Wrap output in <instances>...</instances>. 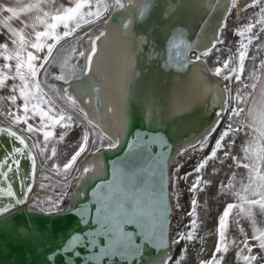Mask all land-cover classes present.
<instances>
[{
    "label": "snow or ice",
    "instance_id": "1",
    "mask_svg": "<svg viewBox=\"0 0 264 264\" xmlns=\"http://www.w3.org/2000/svg\"><path fill=\"white\" fill-rule=\"evenodd\" d=\"M131 0H67V4H58L57 0H27L21 3L16 0L15 6L11 3L0 4V13H5L0 18V28L6 30V35L0 40V90L7 89L11 93L7 97L13 109L7 113L11 117L12 127L0 128V134L6 135L12 143L10 152L0 158V200L7 199L8 203H0V215L7 214L14 207L25 203L24 199L17 196L14 190V183L18 182L22 191H31L24 184V177L21 176V158L27 156L31 163L32 174L35 173V157L26 142L27 137L42 136V141L36 140L32 148H38L39 154L44 156L47 146L54 136V129L59 126L67 130L73 128L74 116L67 110L71 109L78 117H83L87 124H81L82 136L79 149L71 158L63 164L65 174L69 170H75L78 158L88 150L91 142L95 152L101 151L104 141L108 142V148L114 149L119 146V141L110 135L100 131L98 125L88 119L87 112L80 107L78 97L85 93L83 77H87L91 72V65L97 53V42L106 34L99 32L95 38L89 37L91 41V51H80L77 59L86 58L83 67L77 65L69 66V58H65L60 66V74L55 75L56 81H62L66 87L62 90L56 89L53 84H48L47 80L52 76L49 72L51 64L56 62L53 50L66 38L73 37L78 30L84 26L95 27L106 22L113 10H123L125 4ZM153 5L141 0L139 7V18L144 20ZM245 8H256L257 12L248 23L237 30L241 38L238 45V68L230 65V60H225L222 67H216L214 75L225 81L242 83L241 75L244 72V62L247 49L253 40H258L261 33H264V0H252V4L245 5ZM12 21H18L19 27H14ZM128 24L123 25L125 29ZM62 29V31H61ZM255 29V31H254ZM90 30V29H89ZM87 31L84 36H87ZM2 35V33H0ZM77 39L82 37L77 36ZM245 40L247 42H245ZM218 43H223L218 40ZM216 44L212 45L215 48ZM172 55L169 60L175 61L177 68L187 67L190 62L187 60V53L191 51L190 44L173 42L170 46ZM212 49H208L196 55V61L202 57H208ZM75 54V48L72 49ZM44 53L43 55H41ZM51 59V64H50ZM219 59V58H217ZM264 69V61L259 65ZM253 79L256 78L255 71L251 73ZM73 80L81 81L73 84ZM248 85H244L247 88ZM47 89L56 92V96L50 95ZM255 91L257 84H251ZM75 93V94H74ZM253 93L241 95L237 90L233 99L236 107L231 109L229 120L225 129L220 132L219 138L207 157L194 169L199 174L206 167L208 162L217 157L218 151H224V159L231 156L237 168L247 171L246 181L241 179L237 186L236 173L229 178L227 184H221L218 191L223 195H230L234 202L227 203L222 214L218 217L217 235L218 240L215 250L206 260H199L198 264H223L225 254L229 252L231 246H236V264H259L264 261V227L258 226L257 216H264V86L260 88L259 98H253L251 106L245 110L240 107L246 104L248 97ZM20 104H17V101ZM58 101L60 103H58ZM227 107V101H225ZM151 118V113L146 114ZM222 112L217 113L218 123L213 126L212 132L219 127V118ZM233 118L236 119V126H233ZM32 121V122H30ZM244 132L248 137L240 148V155H231V149L236 145L235 138L225 143L230 135L235 137L240 132ZM66 132H61L59 139H65ZM211 135V133L209 134ZM207 139V138H206ZM41 143L43 146H41ZM205 141L200 142L203 149ZM18 145V146H17ZM153 146L166 147L164 137L153 135L141 138L137 134V139L128 145L129 153L126 159L113 165V179L104 184H97L93 191L95 204V216L91 217V209L87 206L76 214L83 224L93 223L94 230L73 234L63 245L62 252L66 254L80 256L79 248H88L90 255L86 264H136L144 254L146 246L151 247L156 252L166 250L170 247L164 225L167 223L165 213L168 212L167 203V176L164 173L161 160L162 154L154 155ZM52 155H56V148H52ZM47 157L45 162H47ZM139 161L148 163L147 175L144 168L139 167ZM247 161V162H244ZM57 171L59 166L53 165ZM92 167L85 166L83 174L92 172ZM178 171V169H177ZM192 173H186L184 178ZM202 180L198 175L193 182L190 191L195 193L197 186ZM205 184L209 182H203ZM44 185H41L43 188ZM51 207H40L41 213H59L60 201H53L49 198ZM190 216H195L197 200L193 196L191 200ZM240 217L250 223V234L246 233L243 227L238 231L243 236L239 242L232 238H227L229 217ZM71 211V209H69ZM234 217V219H235ZM197 221L193 219L189 227L193 231L186 234H178L175 243L180 240H192ZM131 226L134 230H128ZM30 230L23 229V235H29ZM183 251V249H182ZM71 258V257H70ZM160 264H182V261L172 257L160 261Z\"/></svg>",
    "mask_w": 264,
    "mask_h": 264
},
{
    "label": "bare ground",
    "instance_id": "2",
    "mask_svg": "<svg viewBox=\"0 0 264 264\" xmlns=\"http://www.w3.org/2000/svg\"><path fill=\"white\" fill-rule=\"evenodd\" d=\"M144 2L153 5L144 20L138 15L141 0H131V3L126 2L123 10H113L106 22L78 30L82 39L77 40V57L80 51H91L89 37L95 38L100 31L106 33L97 42L91 72L82 78L85 93L78 97V103L87 112L88 119L97 124L100 131L118 140L119 146L109 149L106 142L99 152H95L93 147L87 160L81 162L77 175L72 177L67 207L59 210L58 214H47L41 213L39 208H47L53 194L51 189L41 188V173L53 172L52 151L47 146V152L42 157L39 149L32 148L33 141L26 137L37 157L36 183L25 205L0 218V264H86L91 254L88 248H79L80 256L77 257L63 253L62 247L73 234L95 229L93 223H81L76 213L87 206L94 218L93 191L96 185L113 179V165L126 159L128 145L137 139V134L141 138L158 134L166 141L165 148L153 146L152 153L162 154L161 164L168 178L169 209L165 213L167 223L164 227L170 247L156 252L146 246L136 264H160V261L173 256L175 248L174 242L170 241L169 226L173 211L169 194L171 166L179 153L193 147L201 148L200 142L206 139L218 122L217 113L222 109L225 114V101L228 100L226 84L229 95H235L237 90L241 95L246 94L243 83L225 81L214 75L213 67L206 60L196 61L193 54L213 49L212 45H217L218 40H229L224 22H230L232 12L242 15L255 8H245V5L252 4V0ZM129 21L131 23L125 29L123 25ZM86 31L88 34L84 36ZM177 34L186 36L193 43L188 58L194 63L183 71L175 70L167 63L169 47ZM79 59L83 67L86 58ZM80 82L73 80L72 83ZM64 87L66 85L62 83L59 89ZM46 91L56 96L55 91L47 88ZM67 111L78 117L71 109ZM149 112L150 119L146 115ZM0 125L12 127L1 110ZM40 138L42 141V136ZM47 156L48 161L45 162ZM85 166L92 167L93 171L83 174ZM138 166L144 168L148 176L151 175L146 164L139 161ZM51 176L54 177L53 174ZM236 220L239 227L249 234L250 228L240 217H235L233 228L238 231ZM24 228L30 230L29 235H23ZM128 230L134 229L129 226ZM230 250L234 254L238 248L231 246ZM105 264L108 262L105 261ZM229 264L233 263L230 261ZM259 264H264V261Z\"/></svg>",
    "mask_w": 264,
    "mask_h": 264
},
{
    "label": "rangeland",
    "instance_id": "3",
    "mask_svg": "<svg viewBox=\"0 0 264 264\" xmlns=\"http://www.w3.org/2000/svg\"><path fill=\"white\" fill-rule=\"evenodd\" d=\"M256 12V8L251 12L242 15H236L235 12H232L230 14V22L227 23V20H225L224 22V28L229 33V40H222L223 43H218L216 47L212 49L209 56L202 57L201 60H206V62L209 63L214 70L216 67H222L223 62L225 60H230V65L232 67L238 68V45L240 43L241 38L239 37L237 30L240 29L244 24L248 23ZM77 40L78 39L75 38L70 42L62 44L54 55L56 57V62L54 64H51L50 59L51 66H46L48 67L49 72L52 74V76L47 80V83L55 85L56 89H59L60 85L63 82L56 81L54 77L55 75L60 74V66L61 64H63L65 58H69V66L75 64L78 68L82 67L81 60L76 58V52L75 54H73L72 52L73 48L76 49ZM245 42L247 41L245 40ZM193 55L196 58L197 53H194ZM263 58L264 33H261L259 39L253 40L247 49V54L244 62V72L241 75L243 85H248V87L245 88L246 94L249 93L251 84L255 83L262 74V71H264V69L259 67ZM253 71H255L256 74L255 79H253L251 76V73ZM232 82L238 83L235 81L234 77ZM227 86L228 85L226 84V89L228 93L227 101L229 102H227V110L225 111L226 115L224 114V111L222 109L218 112H222V115L220 116L219 120V127L216 128V131L214 133L210 131L211 135H209L210 133L207 135V139L204 140L205 144L203 149L193 147L188 151L179 153L175 160L176 162L174 161L171 166L169 194L171 196V200L173 201V211L172 217L170 219L171 223H169L170 241H176L178 238V234L180 233L186 234L189 231H193V229H191L189 225L191 224V221L193 219L197 221L192 240L184 239L180 240L179 243L174 242L175 249L174 254L172 256L173 261L179 259L184 264H198L199 260H206L210 257L212 252L215 250V246L218 240V235L216 231L218 217L220 214H222L223 209L227 203L234 202V198L232 196L221 194L218 191V188L222 183L226 185L233 173H236L237 186H239L238 182L242 178L246 181L247 171L243 168H237L236 165L233 163L231 156L226 160L224 159L223 152L229 151V149L218 151L217 157L210 160L206 167L201 171V173L197 174L194 172L195 167L200 162H202L205 157L209 155L211 148L215 143V140L219 138L220 132L225 129L226 124L229 120L231 109L237 106L235 100L233 99L235 95H229V86ZM0 91L7 104V110L4 108L0 110L2 111V113H4L6 119L11 123V117L7 114L10 109L14 110L13 106L7 99V97L11 95V93L5 94L4 92H8L7 89ZM17 104H20L19 100L17 101ZM245 105L246 104H242L240 105V107L245 108ZM233 121L236 123L235 118H233ZM82 123L86 125L87 121H85L83 117L80 119L74 116L73 128L75 129V131H73L72 129L64 130L57 126V128L53 130L54 136L53 138H51L48 144V147L51 150L53 147L56 148V155L53 156L51 153V166L53 172L51 171L44 173L45 171H42L41 185H44L43 188L51 189V192L53 194V201L58 200L61 202L60 210H64L67 207L68 193L70 191L69 189H71L72 186V179L74 178V176L77 175L81 166V162L87 160L93 147L99 146H94L90 142L86 153L82 154V156L78 158V161L74 166L75 170H69L67 174L64 173L63 164L66 163L80 147L81 141L78 140V137L82 136ZM233 126L235 127L236 124L233 123ZM61 132H66L65 139L62 141L59 139V135ZM25 135L27 137V134ZM28 138H30L33 143L37 139L41 141L40 136ZM231 138H235L236 140V145L230 150L231 155L239 156L241 145L248 137H246L245 133L242 131L235 137L230 135L228 138H226L225 143H228ZM106 142L107 141H104V144ZM45 152H47V149L45 150ZM54 164L59 166V171L53 168ZM186 173L192 174L187 176V178H184ZM51 174H53L54 177H52ZM198 175L201 177L202 183L201 185L197 186L196 192L192 193L190 189L192 188L193 182L197 179ZM203 182L209 183L205 184ZM193 196H195L197 200L196 213L195 216H190L188 213L191 211L192 208L190 202ZM47 207H51V205L47 204ZM257 220L258 226L264 227V216L258 215ZM233 221L234 212L233 216L229 217L227 238L229 240L235 238V240L237 241L243 236L233 228ZM243 222L246 224V226L251 229V225L248 221L243 220ZM230 261L233 264H236L235 253L233 254L231 250H229V252L225 254L223 264H226Z\"/></svg>",
    "mask_w": 264,
    "mask_h": 264
},
{
    "label": "water",
    "instance_id": "4",
    "mask_svg": "<svg viewBox=\"0 0 264 264\" xmlns=\"http://www.w3.org/2000/svg\"><path fill=\"white\" fill-rule=\"evenodd\" d=\"M177 42V43H183V44H190L191 45V49L193 48V43H190L186 36H183L181 34H177L176 38H174V40L172 41L173 42ZM171 43V44H172ZM171 46V45H170ZM190 52V51H189ZM188 52V53H189ZM188 53H187V60H189L188 58ZM172 50L171 48L169 47V52H168V55H167V63L169 64V66H171L173 69L175 70H179V71H183V70H186L189 65L187 67H184V68H177L175 66V61H170L169 60V57L170 55H172ZM191 62V61H190ZM0 128H9L7 126H2L0 125ZM27 142V141H26ZM28 143V142H27ZM29 145V144H28ZM18 146V145H17ZM11 148H12V143L10 142L9 138L4 135V134H0V158H2L6 152H10L11 151ZM29 148L31 149L32 151V154L33 156L35 157V163H36V169H35V173L32 174V169H31V163L30 161L28 160L27 156H24L21 158V165H20V169H21V176L24 177V184L31 189V191H22L21 190V187L19 185L18 182L14 183V190L17 192V196L18 197H21L24 199L25 203H22L21 205H18L16 207H14L10 212H13L15 211L16 209H18L19 207L25 205L28 200H29V197H30V194L35 186V183H36V172H37V157L33 151V149L30 147L29 145ZM142 163L146 164V169H148V163L150 162H145V161H141ZM9 201L7 199H4V200H0V203H8ZM10 212H8L7 214H9ZM7 214H4V215H0V218L4 217L5 215Z\"/></svg>",
    "mask_w": 264,
    "mask_h": 264
},
{
    "label": "crops",
    "instance_id": "5",
    "mask_svg": "<svg viewBox=\"0 0 264 264\" xmlns=\"http://www.w3.org/2000/svg\"><path fill=\"white\" fill-rule=\"evenodd\" d=\"M20 2L24 3V2H27V0H20ZM9 3H11V4H13L15 6L16 0H0V4H9ZM57 3L58 4H61V3L67 4V0H57ZM4 15H7V14L0 13V18H2ZM11 23L13 24L14 27H19L20 26L18 21H12ZM88 27H90V26H84L83 29H81V30L83 31V30L87 29ZM61 31H62V29H61ZM80 32L81 31H78L76 34L73 35V37H69V38H66L64 41H61L60 44L57 45L56 49L53 50V55H55V53L58 51L59 47L62 44L72 41L73 39H75L78 36V34ZM0 33H2V35H0V40H2L4 38V35H6V30L0 28ZM43 54L44 53H42L41 55H43ZM262 61H264V58H263ZM0 62H2V60H0ZM255 83L257 84V88L254 91L250 87L249 93H253V96L248 97V101H247V103L245 105V108H244L245 110H247V108L251 106V102H252V99L254 97L257 98V99L259 98L260 88L262 86H264V71H262V74L260 75V77L258 78V80ZM4 93L6 94V93H10V92L8 90V92L6 91ZM3 108L7 110V104H6L5 100H4V97H3L2 93H1V91H0V109H3ZM226 264H229V262H227Z\"/></svg>",
    "mask_w": 264,
    "mask_h": 264
}]
</instances>
